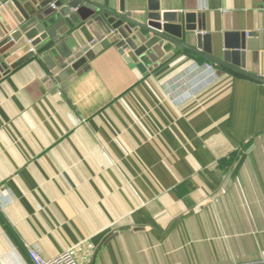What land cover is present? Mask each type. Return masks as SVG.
I'll use <instances>...</instances> for the list:
<instances>
[{"label":"crops","instance_id":"1","mask_svg":"<svg viewBox=\"0 0 264 264\" xmlns=\"http://www.w3.org/2000/svg\"><path fill=\"white\" fill-rule=\"evenodd\" d=\"M157 4L216 57L264 22V0ZM245 52L251 76L182 49L148 71L112 45L66 89L37 58L1 78L0 264H33L27 245L79 264H264V53Z\"/></svg>","mask_w":264,"mask_h":264},{"label":"water","instance_id":"2","mask_svg":"<svg viewBox=\"0 0 264 264\" xmlns=\"http://www.w3.org/2000/svg\"><path fill=\"white\" fill-rule=\"evenodd\" d=\"M114 2L6 1L5 7L0 8V79L27 60L37 58L47 72L46 86L53 88L57 83L66 89L90 69L91 60L112 45L148 71L182 49L230 71L251 76L243 72L246 49H260L264 53L262 21L258 31L241 33L236 44L226 43L220 57H216L208 46L209 35L194 33L183 41L180 22H171L170 15L159 10L157 0H148L145 9L132 11L121 5L115 7ZM56 10L58 15L53 14Z\"/></svg>","mask_w":264,"mask_h":264},{"label":"built area","instance_id":"3","mask_svg":"<svg viewBox=\"0 0 264 264\" xmlns=\"http://www.w3.org/2000/svg\"><path fill=\"white\" fill-rule=\"evenodd\" d=\"M26 250L33 264H79L73 257L70 249H66L64 252L51 258H44L36 245H27Z\"/></svg>","mask_w":264,"mask_h":264}]
</instances>
